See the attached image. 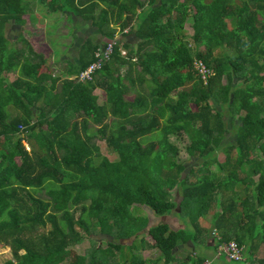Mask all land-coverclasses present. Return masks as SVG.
Returning <instances> with one entry per match:
<instances>
[{
	"label": "trees",
	"instance_id": "trees-1",
	"mask_svg": "<svg viewBox=\"0 0 264 264\" xmlns=\"http://www.w3.org/2000/svg\"><path fill=\"white\" fill-rule=\"evenodd\" d=\"M34 1L43 9L29 17ZM68 14L76 62L53 73L22 26ZM85 23L98 39L75 33ZM8 25L21 28L20 47L8 45ZM205 232L214 258L264 264V0H0L3 264H145L142 248L158 250L154 263L200 264ZM229 241L241 258L214 254Z\"/></svg>",
	"mask_w": 264,
	"mask_h": 264
},
{
	"label": "rangeland",
	"instance_id": "rangeland-1",
	"mask_svg": "<svg viewBox=\"0 0 264 264\" xmlns=\"http://www.w3.org/2000/svg\"><path fill=\"white\" fill-rule=\"evenodd\" d=\"M34 3H35V5L33 6V13L32 14H34L35 12H37V14H38V13H40L39 12L40 10L42 11L43 6H40V4L37 1H34ZM28 16L30 17V14ZM60 20H61L60 18L57 20V25H55V27L52 28V31H51L50 34H45L43 32L42 24L37 25V26H33V27L30 26L31 24L30 25L26 24V25L22 26V34L26 33V38L30 41V43H32L31 44L32 46H34L36 48H39L42 51L45 50L43 52L44 54H46L45 46L47 44H49L48 41H49L50 37H52V36H53L54 40H56V44H71L73 47L75 46V48L72 50V52H75V49H76V46H77V42H78V39H80V36H78V35H75L73 37L69 36L70 42L68 43L67 38H63V36H61L62 33L54 34V32L57 31V27L61 25ZM36 24H37V21H34L32 25H36ZM115 27H117V25ZM31 28H33V29L36 28L38 30L35 29L36 30L35 33L31 34V33L28 32L29 30L32 31ZM184 28H185L186 32H190V27L188 25V22L184 23ZM20 30H21V28L19 26H15V25H8V26L5 27V34H6V38H7V41H8L7 43H8V45L10 47L17 48V47L21 46V42L17 39L18 35L21 34ZM65 51H67V50H64V52ZM47 53H48V59L46 61L49 64L48 68L51 70V72L56 73L57 71H56V69H54L53 65L57 66V63H55V62H59L57 54L56 53L52 54L51 51H47ZM67 53H70V52L67 51ZM121 53H123V50L121 51ZM45 57H46V55H45ZM44 65H45V60H44ZM14 74H15V72L8 73L7 74L8 79H11L14 76ZM94 92L97 94L98 100H100L103 97V92L100 89L95 88ZM130 95H131V92H127L125 94V97H129ZM224 122L226 123L227 128H229V125L227 124L228 123L227 116L224 117ZM232 132L233 131H232V128H231L230 131L225 133V139H231V137L233 135ZM96 142L99 145V150H100L101 154L107 156L108 158H113L114 157V154L107 149V147L104 145V142L102 140L97 138ZM180 157H184V151L181 148H180ZM217 159L218 160L222 159V153L221 152L217 153ZM214 209H215V206H212V208L208 210V215H211L212 211ZM145 210H147V209H144V208L140 209V208L136 207V208H134L132 210V212L133 213H140V214L142 213V214H144ZM169 213H172V212L169 211ZM152 216L155 217V221H153V219H151L152 220L151 223L156 222V221H161V215H152ZM202 220H205V223H206L205 225L201 223ZM199 223H200V225H203L205 228L209 227L208 220L203 218V217H199ZM145 238H147V236H145ZM87 244H88V241H87V239L84 238V239H82L79 242V244L74 245V247H75L77 252L81 253L83 251L84 247L87 246ZM258 247L261 248V249L258 252L257 256H261L263 254V252H264V245L260 244ZM200 250H201V247H199L198 245H195V247L193 248V251L194 252H198L199 254H201ZM137 251L141 254L142 258L145 261V264H148L149 261L152 258H155L156 256L159 255L158 250L155 249V248H142V249H138ZM175 251H179V253L176 252V255L177 256H181V257H183V254L185 253V252L181 251L180 249H176V248H175ZM10 257H11V255H10L9 248L7 246H4V245L0 244V264H3V261L6 258H10ZM69 258H71V261L73 260L72 257H71V253L69 254ZM218 260H219L220 264H240L237 261L227 260V258L224 255H220L218 257ZM158 262L161 263V260H159ZM152 264H154L153 261H152ZM210 264H213V263H210ZM244 264H257V263L248 262L247 261Z\"/></svg>",
	"mask_w": 264,
	"mask_h": 264
},
{
	"label": "crops",
	"instance_id": "crops-1",
	"mask_svg": "<svg viewBox=\"0 0 264 264\" xmlns=\"http://www.w3.org/2000/svg\"><path fill=\"white\" fill-rule=\"evenodd\" d=\"M33 12H31V13H28V14H30V17H32V16H34V15H36L37 14V12H35L34 14H32ZM69 14L67 15V17L65 18V19H62V21H61V25L60 26H56L57 27V31L56 32H54V34H56V33H62V35L61 36H63V38H67V40H68V43L70 42V40H69V36L71 37V35H70V29H71V27H70V24L68 23V20H69ZM68 19V20H67ZM50 22H51V18L50 17H48V18H43L41 21H39V22H37V24L36 25H30V23H29V25L30 26H37V25H40V24H42V28H43V32L45 33V34H50L51 33V31H52V28L53 27H55L53 24H50ZM79 25V24H78ZM82 26V29H80V30H78V28L77 29H75V30H77V32H75V30H74V32L75 33H77V34H82V36H84L85 34H87V33H89L88 35H92V36H94L96 39H98L99 38V35H98V33L97 32H95L94 31V29L92 28V27H90L88 24H82L81 25ZM36 29V28H35ZM33 29V28H31V30L35 33V31L36 30H38V29ZM30 31V30H29ZM28 31V32H29ZM32 34V33H31ZM49 41H52L53 43L52 44H47L46 46H45V49H46V59H45V64L48 66L49 64L47 63V59H48V53H47V51H51V53L52 54H57V57H58V59H59V62H55V63H57V66H55V65H53L54 66V69H56V71H58V70H62L63 69V66H65V65H67L69 62H71V63H74V62H76V57H77V46H76V49H75V52H72V50L75 48V46L73 47L71 44H56V40H54V38H53V36L52 37H50V39H49ZM48 41V42H49ZM55 43V44H54ZM64 50H67V51H69L70 53H67V51H65L64 52ZM45 51V50H44ZM43 51V52H44ZM62 67V68H61ZM12 72H17V70H14V71H10L9 73H12ZM167 221L171 224V225H177L178 224V220L175 218V217H173L172 215H169V216H167ZM208 220V219H207ZM202 224H206L205 223V220H202V222H201ZM202 240H199L198 242H199V247H201V254L200 255H202L203 257H204V259H207V260H209V264L210 263H213V264H220V262H219V260H218V258H214L213 257V252H212V246H211V242H212V239H211V236H209L208 234L206 235V232L204 233V234H202ZM176 249H180L181 251H183V252H185L184 254H183V256H186V254L189 252V251H187V249L186 248H183V246L182 245H179ZM260 249L261 248H259L258 247V250H257V254H258V252L260 251ZM176 252H178L179 253V251H175V254H176ZM181 253V252H180ZM196 254V253H195ZM177 256V255H176ZM177 257H179V258H183V257H181V256H177ZM154 258H152L150 261H149V263L153 260ZM148 263V264H149ZM154 264H162V263H159L158 261L156 262V263H154Z\"/></svg>",
	"mask_w": 264,
	"mask_h": 264
},
{
	"label": "built area",
	"instance_id": "built-area-1",
	"mask_svg": "<svg viewBox=\"0 0 264 264\" xmlns=\"http://www.w3.org/2000/svg\"><path fill=\"white\" fill-rule=\"evenodd\" d=\"M113 42V39L107 41L105 44L101 45L97 48V50L94 51V57L95 59L89 62L83 69H81L77 75V80H84L89 78L90 73L92 70L97 68L103 59L107 57V54L110 51L111 43ZM193 64L195 67H197L198 72L200 73V77L202 79L205 78L209 74V69L198 59L193 60ZM222 251L226 253L229 257H232L234 259L241 258V251L240 248L236 245L234 241H229L226 244L220 245L216 247V250L214 251V254L217 255L219 251ZM200 264H208V261L206 259L202 260Z\"/></svg>",
	"mask_w": 264,
	"mask_h": 264
}]
</instances>
